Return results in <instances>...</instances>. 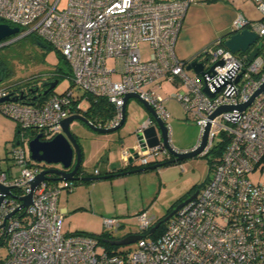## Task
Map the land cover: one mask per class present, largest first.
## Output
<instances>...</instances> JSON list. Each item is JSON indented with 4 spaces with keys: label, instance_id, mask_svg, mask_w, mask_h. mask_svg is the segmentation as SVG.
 I'll list each match as a JSON object with an SVG mask.
<instances>
[{
    "label": "built area",
    "instance_id": "2783aa9c",
    "mask_svg": "<svg viewBox=\"0 0 264 264\" xmlns=\"http://www.w3.org/2000/svg\"><path fill=\"white\" fill-rule=\"evenodd\" d=\"M195 1L67 0L59 7L60 0H0V20L56 49L69 67L70 81L83 90L77 94L66 88L40 102H0V111L16 122L18 133L7 167L0 159V264H264V182L249 178L251 172L264 174V89L243 109L238 107L264 84V0H252L260 19L239 13L229 30L255 32L262 41L257 54L248 59L257 42L233 53L218 38L196 58L204 73L189 75V60L176 55L175 44L186 10ZM142 41L150 48L148 58L142 57ZM164 80L181 91L158 93L155 88L162 89ZM9 92L1 87L0 98ZM127 93H137L164 122L169 116L165 100H177L198 127L196 145L209 125L201 155L224 138L227 142L212 165V176L168 219L161 235L143 234L155 221L142 212L136 219L141 237L135 248L107 250L94 234L62 231L64 212L58 199L76 181L43 180L34 187L31 202L23 205L31 181L51 167L32 159L24 140L27 131H32L29 141L37 134L52 139L61 120L79 113L88 95L105 98L114 107L112 116L96 125L116 126ZM221 106L232 108L210 117ZM151 122L147 118L138 130ZM217 134L221 139L214 144ZM167 137L180 150L172 145L168 126ZM135 149L138 166L173 157L163 144L146 147L145 153ZM120 156L132 165L127 148ZM103 225L111 233L120 226L115 218H104Z\"/></svg>",
    "mask_w": 264,
    "mask_h": 264
},
{
    "label": "rangeland",
    "instance_id": "374dc122",
    "mask_svg": "<svg viewBox=\"0 0 264 264\" xmlns=\"http://www.w3.org/2000/svg\"><path fill=\"white\" fill-rule=\"evenodd\" d=\"M66 1L60 0L59 7H63ZM33 36L16 34L0 41V69L5 72L4 77L0 75L2 77L0 88L7 87L9 90V84L22 85L26 81L41 84L39 79L46 77L44 74L59 62L58 51L48 44L45 47L39 46L33 41ZM139 48L142 57L148 58L151 52L148 43L140 42ZM61 67L64 72H69L67 64H62ZM187 73L193 75L194 71L190 69ZM163 84L165 86L162 89L155 88L163 96L172 91H181L173 84L167 82ZM66 88H72L77 94L83 93L82 89L72 84L68 76L63 75L53 90L60 93ZM81 105L83 109H87L88 100H81ZM165 107L169 113L166 123L170 128L172 145L180 150L195 145L199 132L195 122L187 117L177 100H167ZM142 114L149 113L141 102L130 98L127 102L125 122L115 131L99 133L85 123L74 120L70 124V130L80 146L81 167L92 176L95 166L99 167V164L101 166L107 156H115L121 164L122 145L130 147L135 143L134 132L141 124ZM31 134L32 131L25 134L24 146L27 154ZM17 137L16 122L0 111V159L4 167H7V158L10 157V150L15 145ZM220 139L221 135L217 134L214 144ZM213 159H215L213 153L200 154L146 171L108 179L78 181L74 186L77 188L75 198H70L73 189L69 192L64 190L58 199L59 208L62 206L68 208L63 217L62 231L67 235L75 232L100 233L107 230L110 232V229L103 225V219L115 218L120 226L116 231H112L113 236L123 238L129 234H139L137 215L146 212L149 216H154L153 221H156L167 214L181 198L201 188V185L212 176L213 166L210 161ZM249 178L255 183L264 182V174L259 172H251ZM135 246L136 241L115 245L113 249L133 250Z\"/></svg>",
    "mask_w": 264,
    "mask_h": 264
},
{
    "label": "water",
    "instance_id": "95a60500",
    "mask_svg": "<svg viewBox=\"0 0 264 264\" xmlns=\"http://www.w3.org/2000/svg\"><path fill=\"white\" fill-rule=\"evenodd\" d=\"M20 32V28L17 26H11L9 23L0 22V41L8 38L12 35L18 34ZM21 35V34H19ZM257 42V43H256ZM256 45L250 50L248 54V59L251 60L258 52V49L262 46V41H258V35L250 31L248 29H243L236 33H231L230 31L226 34L225 39L223 41L224 46L233 53L237 52H245L249 49L250 46ZM41 47H45L46 44L42 41L37 43ZM187 69H192L195 73L203 74V64L202 62L197 61L196 59L191 60L187 67ZM2 78L0 77V80ZM58 83V79L44 81L42 86H47L44 90L41 91L40 94L46 95L50 90H53ZM262 89H264V84H262L259 89L254 93V95L247 101L239 105L238 107L243 109L252 98ZM35 89H29V91H36ZM207 90V89H205ZM210 96H213V93H210ZM37 96H33L31 100H35ZM130 98L137 99L141 102L146 110L148 111L150 118H152L151 124L143 127L141 130H138L140 126L135 130V143L127 148L129 152L132 153V156L129 157V163L134 161V158L137 157L138 152L135 149V146H138L140 150L145 153L146 147H154L160 144H163L172 154V158L164 161V164L173 163L178 160H182L184 158L193 157L196 155H200L205 144H206V135L207 129L209 125L206 126L205 131L202 135L200 142L192 149L185 151L183 150H174L172 146L168 142L167 137V125L163 121V119L157 114V112L146 102L144 101L137 93H127L124 96V102L121 107V120L120 122L113 127H99L94 124L89 118L84 116L82 113L71 114L65 118H63L60 122L61 130L58 134H56L50 140H42L41 134H37L34 138H32L28 143V148L30 151V156L35 161H43L46 164H59V167H49L41 170L35 178L31 181V191L28 195L23 198V205H27L31 202V195L34 187L39 184L41 181L46 179L52 180H75V181H92L97 179H108L112 176L124 175L129 173H135L139 171H146L150 169H154L159 167L160 163H154L147 166H138L132 169H126L118 172H112L103 175L89 176L82 175L81 173V150L80 146L74 136V134L70 130V124L74 120H79L85 123L90 129L99 132V133H109L120 128L125 122L126 112L125 106L127 101ZM5 100L11 101H21L23 103H28L26 95L24 91L21 90L17 94L14 92H9L5 96L0 98V102ZM232 106H221L218 108L210 117H214L217 113L224 109H231ZM73 164V168L70 169V166ZM48 174L52 175L51 177ZM197 194V190L194 191L189 197L183 200L181 203L177 204L173 210L164 218V220H168L182 205L193 199ZM160 222H156L150 229L149 233L153 232L158 226ZM141 237L140 234H129L120 239H112L110 240V244L112 245H121V244H129L135 242L137 239Z\"/></svg>",
    "mask_w": 264,
    "mask_h": 264
},
{
    "label": "crops",
    "instance_id": "0c3cea01",
    "mask_svg": "<svg viewBox=\"0 0 264 264\" xmlns=\"http://www.w3.org/2000/svg\"><path fill=\"white\" fill-rule=\"evenodd\" d=\"M239 13L251 20H258L261 17V13L257 8L256 3L252 0H197L190 4L182 20L180 32L175 44V52L177 56L183 60L194 59L196 54L198 52H201L200 50L202 48L208 46L209 44H212V42H215V40H217L221 36L226 35L229 32L234 18ZM54 69L55 65L51 70ZM51 70L47 71L44 75H50ZM164 82L166 83L165 80ZM164 82H162V88L165 86L163 84ZM169 99L173 98H167L165 102ZM126 107L127 103L125 106V112ZM141 116H143L141 124L146 121L147 118H150L149 114H142ZM120 159L122 162L121 164L118 163V159L115 156H107L106 159L101 163V166L99 164V167L95 166L94 169L98 170V175L118 172V169L127 167L121 156ZM132 165L138 167L136 162H133ZM81 172L82 175H89V173L82 167ZM73 189V193L70 197L71 199L76 197L75 192L77 191V188ZM73 208L76 209V207ZM59 209L62 210L64 214L68 210L66 206H62Z\"/></svg>",
    "mask_w": 264,
    "mask_h": 264
},
{
    "label": "trees",
    "instance_id": "16d2710c",
    "mask_svg": "<svg viewBox=\"0 0 264 264\" xmlns=\"http://www.w3.org/2000/svg\"><path fill=\"white\" fill-rule=\"evenodd\" d=\"M204 1H209V0H204ZM0 22H4L2 20H0ZM225 36H221L220 40L223 42L225 39ZM11 38V37H8ZM33 40H39L36 36L32 37ZM45 43V42H44ZM46 44V43H45ZM200 52H198L196 54V56L194 57L197 58L199 56ZM58 58H59V62L57 64H55V69L51 70V75H46V77H43L42 79H49L50 80H54V79H59L60 77H62L63 75H66L69 77L70 79V71L69 72H64V70L62 69V64H67L66 61L64 60V58L61 56V54L58 52ZM5 72L2 71L0 69V75L2 77H4ZM39 79V80H42ZM27 85V87H26ZM39 85V83H35L33 81H26L25 84H18V83H12L8 85L9 91L11 92H19L21 91V89H27L29 90V87L32 88H37V86ZM52 92H56L54 90H51L49 93H47L46 95H42L40 98H38L37 100L35 99L34 101L40 102L45 100ZM26 95V93H24ZM26 98L28 100V97L26 95ZM87 100L89 102V106L87 107V109H81L79 111V113H82L84 116H86L87 118H89L94 124H98L99 122L101 123H105L113 114L114 112V107L111 103H109L105 98L102 97H93L88 95L87 96ZM32 100V102H34ZM227 142V139L224 138L223 141L219 142L216 146H214L210 153H213L215 156V159L211 160V164L213 165V163L215 162L216 158H219L222 154V151L225 147V144ZM161 165H164L163 162H158ZM154 164V163H153ZM160 165V166H161ZM135 168V166L133 165H129L127 167H124L122 169H118L117 171H122V170H126V169H132ZM77 182V181H76ZM75 182V183H76ZM194 192V191H193ZM192 191L189 192L185 197L181 198L168 212L167 214H165L164 216L160 217L159 219H157L154 224L156 222H160L159 226L152 232V233H148V230H146L143 234H149V236L151 238H157L159 235H161L166 227V224L168 222V220H164V218L173 210V208L181 203L183 200H185L187 197H189L192 193ZM75 233H85V232H75ZM94 234L98 237L99 242L101 245H103L107 250H111L113 248H115V245L110 244V240L112 239H120V238H116L115 236L112 235V233L108 232V231H102L100 233H91Z\"/></svg>",
    "mask_w": 264,
    "mask_h": 264
},
{
    "label": "flooded vegetation",
    "instance_id": "af4514ba",
    "mask_svg": "<svg viewBox=\"0 0 264 264\" xmlns=\"http://www.w3.org/2000/svg\"><path fill=\"white\" fill-rule=\"evenodd\" d=\"M33 41L36 42V43H38L40 40H33ZM44 81H49V79H42V80L40 81L41 84H39V85L37 86V90L34 91V92L29 91V90H27V89H21V90L24 91V93H26V95H27V97H28V102H32L31 98H32L33 96H37L38 94L41 93L42 90H44L45 88H47V86H42V83H43ZM31 88H32V87H30L29 89H31ZM32 89H35V88H32ZM50 91H51V90H50ZM50 91H49V92H50ZM49 92H48V93H49ZM42 95H43V94L37 96V97H36V100H37L38 98H40ZM50 166H51V165H50ZM53 167H55V166H53ZM72 168H73V164L70 166V169H72Z\"/></svg>",
    "mask_w": 264,
    "mask_h": 264
},
{
    "label": "bare ground",
    "instance_id": "6f19581e",
    "mask_svg": "<svg viewBox=\"0 0 264 264\" xmlns=\"http://www.w3.org/2000/svg\"><path fill=\"white\" fill-rule=\"evenodd\" d=\"M187 11V10H186ZM181 25H182V23H181ZM16 35V34H15ZM41 41V40H40ZM43 42V41H42ZM44 43V42H43ZM176 53V52H175ZM177 55V54H176ZM198 58V57H197ZM181 59V58H180ZM196 59V58H195ZM193 60V59H192ZM191 60H189V62H190ZM16 93H18V91L16 92ZM94 176H96V175H94ZM75 181V180H74Z\"/></svg>",
    "mask_w": 264,
    "mask_h": 264
}]
</instances>
